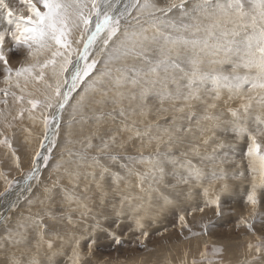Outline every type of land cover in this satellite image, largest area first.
I'll return each instance as SVG.
<instances>
[{
    "label": "snow or ice",
    "instance_id": "1",
    "mask_svg": "<svg viewBox=\"0 0 264 264\" xmlns=\"http://www.w3.org/2000/svg\"><path fill=\"white\" fill-rule=\"evenodd\" d=\"M19 5L0 0V264H264V0Z\"/></svg>",
    "mask_w": 264,
    "mask_h": 264
},
{
    "label": "rangeland",
    "instance_id": "2",
    "mask_svg": "<svg viewBox=\"0 0 264 264\" xmlns=\"http://www.w3.org/2000/svg\"><path fill=\"white\" fill-rule=\"evenodd\" d=\"M7 3L10 5L19 8V0H6ZM5 85L2 82V78H0V88L4 87ZM3 131V128L0 127V132ZM0 139H3V136H0ZM13 147L17 149L21 156H23V152L20 149V145L17 142H13ZM245 149V144H240L237 149V155L239 157L240 154ZM8 149L5 145L0 144V160L5 161L6 163L3 165H0V171L4 172L6 175L8 174V164H10V158L6 155L8 153ZM22 153V154H21ZM15 177L16 179H19V176L17 173L12 172L9 175V178ZM0 190H3V181L0 179ZM233 198V199H232ZM238 200V201H237ZM224 204L226 207H234L239 211H242L244 209L243 205V197L241 195H238L236 197H225L224 198ZM234 205V206H233ZM237 219V216H231L224 219H220L216 221V226L218 229L221 230H227L228 228L234 226L235 221ZM169 220H171V217H169ZM98 239L100 241V249L97 252V256L100 259H103L105 257L111 256L113 260L117 258V253L113 250L110 251L108 248V245L110 243V240L105 236L104 233H100L98 236ZM170 239H175L174 237H164V238H154L153 240L149 241V247L150 249L155 247V251H149L145 253H139L135 251H125L124 249H121V252L119 254L120 258L123 259L124 257H128L129 259H138L141 256H143L146 260L151 259H160L162 257H166L169 255V250L167 247V242ZM187 248V245H182L179 247H174L171 251V258L175 261L177 256H179L181 259L183 258L182 255V249ZM195 259H199V254H195ZM189 260L193 259V256L190 255L188 257Z\"/></svg>",
    "mask_w": 264,
    "mask_h": 264
},
{
    "label": "bare ground",
    "instance_id": "3",
    "mask_svg": "<svg viewBox=\"0 0 264 264\" xmlns=\"http://www.w3.org/2000/svg\"><path fill=\"white\" fill-rule=\"evenodd\" d=\"M22 154V153H21ZM233 199V198H232ZM238 201V200H237ZM234 206V205H233Z\"/></svg>",
    "mask_w": 264,
    "mask_h": 264
}]
</instances>
